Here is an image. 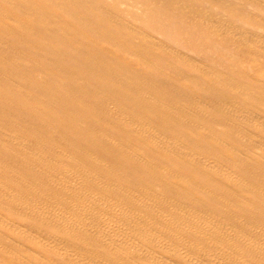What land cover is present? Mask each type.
Listing matches in <instances>:
<instances>
[{
  "label": "bare ground",
  "instance_id": "bare-ground-1",
  "mask_svg": "<svg viewBox=\"0 0 264 264\" xmlns=\"http://www.w3.org/2000/svg\"><path fill=\"white\" fill-rule=\"evenodd\" d=\"M0 264H264V0H0Z\"/></svg>",
  "mask_w": 264,
  "mask_h": 264
}]
</instances>
